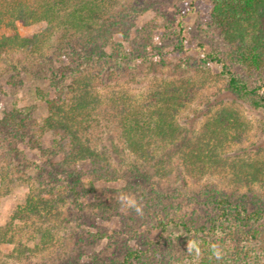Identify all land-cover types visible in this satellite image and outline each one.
Instances as JSON below:
<instances>
[{
    "label": "trees",
    "instance_id": "16d2710c",
    "mask_svg": "<svg viewBox=\"0 0 264 264\" xmlns=\"http://www.w3.org/2000/svg\"><path fill=\"white\" fill-rule=\"evenodd\" d=\"M210 1L209 27L236 53L242 71L235 75L224 67L225 90L236 99L249 102L251 107L262 109L263 84L252 83L251 79L253 76L264 79V0ZM157 3V0H0V28L15 31L12 36L0 38V60L5 53L12 61L0 63V80L12 72L50 73L54 98L39 95L46 102L48 113L40 122L30 121L26 138L40 148L43 136H52L49 156L62 158L60 166L50 173L54 177L79 179L85 168L95 184L120 179L127 182L130 188L127 191L90 185L96 198L93 210L98 216L109 213L120 216L129 209H143L151 223L150 234L164 232L170 224L183 229L185 240L193 245L187 256L190 261L243 264L246 260L240 256L242 250H247L251 259L245 263L257 264L252 255L257 256L260 251L242 246L248 238L242 240V245L240 241L237 246L231 242L236 229L244 230L264 220V204L249 211L246 200L253 194V186L264 184V164L230 162L226 156L248 130L240 112L222 105L211 109L196 133L179 123L180 114L206 88L204 65H193L192 76L155 81L138 92L130 88L129 83L142 78L135 73V59L144 57L147 46L152 44L141 35L144 28L136 29L135 23L140 16L153 12ZM19 22L44 23V27L32 37H22L16 31ZM132 32L134 37L130 38ZM116 36L129 42L133 51L127 50ZM187 69L185 66L184 70ZM30 110L18 112L26 115ZM7 119L16 122L13 115ZM104 133L110 145L101 143ZM15 151L8 148L0 132V155L5 160V165L0 166L3 183L37 180L39 189L30 187L24 207L12 220L46 218L57 209L60 196L45 182L44 168L36 165L39 172L34 178L23 171L19 174L13 164ZM114 154L126 155L131 161L122 162L124 166L121 162L116 164ZM175 172L194 179L219 174L230 178L236 187L244 186L248 190L227 194L215 188L202 189L196 197L212 198L208 202L214 205L216 213L203 223H191L176 219V215H171L175 214L173 208L162 203L163 192L158 182ZM133 179L147 183L154 191L148 193L142 187H135ZM41 192H49L51 197L44 199ZM215 195L220 198L213 199ZM129 196L134 197L130 206ZM15 238L12 223L0 228V244H12ZM147 253L131 249L121 264H143Z\"/></svg>",
    "mask_w": 264,
    "mask_h": 264
},
{
    "label": "rangeland",
    "instance_id": "374dc122",
    "mask_svg": "<svg viewBox=\"0 0 264 264\" xmlns=\"http://www.w3.org/2000/svg\"><path fill=\"white\" fill-rule=\"evenodd\" d=\"M157 2L153 12L140 16L135 23L136 29L144 28L141 35L152 44L147 46L144 57L138 56L139 58L135 59V73L138 77L142 75V78L129 83L132 92L141 89L143 91L155 81L192 76L194 67L204 65L207 69L205 72L207 77H203L206 88L180 114L179 123L196 133L211 109L221 105L235 108L247 122L248 130L242 140L228 150L226 156L230 162L242 160L264 164V108L255 109L249 102L236 99L225 90L227 77L222 74L224 67L226 66L235 75H240L242 71L238 67L236 53L214 28L209 27L211 1L157 0ZM43 27L44 23L19 22L16 31L22 37H32ZM14 34L13 29L0 28V38ZM133 37L132 32L130 38ZM116 39L123 43L127 50L133 51L129 42H125L121 36H116ZM6 55L4 53L0 60L2 65L12 62ZM136 55L137 52L134 54L135 58ZM215 57L220 60H213ZM185 66L189 67L186 71ZM189 72L191 74H188ZM49 77V72L41 75L12 72L5 74L0 80L2 89L0 132L8 148L16 150L14 167H18L19 174L23 171L33 178L39 172L36 170V165L44 168L45 182L50 183L49 188H53L60 196L57 209L50 216L23 221L12 220L15 213L24 207L30 187L38 186L37 180L4 184L3 175L0 174V228L12 223L16 233L14 243L0 244V264H121L127 252L134 248L148 252L143 264H168L169 259H171L170 264H198L187 258L193 245L185 240L183 229L175 224H170L164 232L154 231L150 234L148 228L151 223L145 218L146 211L143 209L135 211L129 209L120 216L110 213L98 216L92 206L96 198L90 190L91 184L100 189L125 188L127 191L130 188H127L128 184L125 180L95 184L85 168L79 179L78 177L65 179L50 174L62 161L60 157L49 156L52 136L45 134L40 148L37 143L30 142L29 138H26L29 134L30 121L40 122L48 113L47 104L39 95L54 98ZM196 77L202 79L201 74ZM251 81L263 84L262 91H264V79L257 80L253 76ZM27 108L31 109L30 113L20 115L18 111ZM12 115L16 122L7 119V116ZM101 138V143L110 145L106 133L102 134ZM113 156L116 164L120 162L126 164L130 159L122 154ZM3 165L5 160L0 155V166ZM132 181L137 188L142 187L148 193L154 191L145 182L138 179ZM158 183L163 192L162 203L166 207L170 205L173 208L175 214L171 215H176V219L200 223L207 221L216 213L214 205L209 203L212 198L196 197L200 195L202 189L215 188L227 194H233L236 190L245 193L248 190L244 186L236 187L230 178L219 174L194 179L181 172H175ZM73 186H76L75 190ZM252 192L254 195L249 194L246 198L249 211L263 206L264 184L253 186ZM41 195L44 199L51 197L49 192H41ZM218 198L220 197L216 195L213 197V199ZM107 199H110V195ZM128 200V206L134 203L133 196H129ZM45 235L47 237L43 239ZM247 238L249 243L245 242L242 245V240ZM239 241L243 247H252V251H260L257 256L252 255V259L257 264H264V220L250 224L244 230L236 229L231 242H236L233 246H237ZM149 243H152V246ZM17 249H20L21 253ZM242 251L241 260H250L251 255L248 251ZM245 262L243 264H246Z\"/></svg>",
    "mask_w": 264,
    "mask_h": 264
}]
</instances>
